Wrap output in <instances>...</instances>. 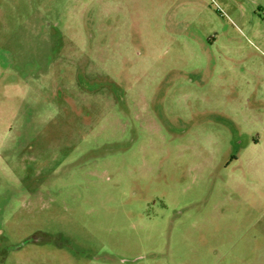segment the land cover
I'll return each mask as SVG.
<instances>
[{
    "label": "rangeland",
    "instance_id": "374dc122",
    "mask_svg": "<svg viewBox=\"0 0 264 264\" xmlns=\"http://www.w3.org/2000/svg\"><path fill=\"white\" fill-rule=\"evenodd\" d=\"M0 264H264V0H0Z\"/></svg>",
    "mask_w": 264,
    "mask_h": 264
}]
</instances>
